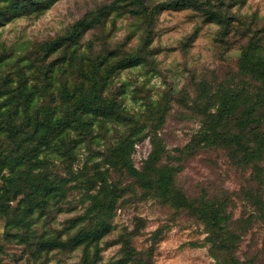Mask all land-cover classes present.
I'll return each mask as SVG.
<instances>
[{"label": "trees", "instance_id": "1", "mask_svg": "<svg viewBox=\"0 0 264 264\" xmlns=\"http://www.w3.org/2000/svg\"><path fill=\"white\" fill-rule=\"evenodd\" d=\"M2 1L0 21L13 12L39 11L55 0ZM168 2L174 7L193 6L205 18L217 20L222 25L219 38L224 40L230 29V17L225 9L213 8L202 0ZM111 9L142 17L147 24L154 11L147 0H109L75 21L59 37L39 43L28 57L30 65L21 64L20 59H8V52L0 47V215L8 217L10 227L18 228L16 231L9 228L6 234L16 238L27 250L28 257L17 264H42L52 249L77 247L82 250L78 264H98L101 242L110 232L119 204L124 206L146 196L173 204L201 220L208 232V250L215 264H243L237 250L248 223L254 220L264 226V201L260 197L264 170L258 165L264 157V24L256 25L255 19L243 20L248 34L239 45L242 72L259 82L253 96H247L242 102V87L225 90V86L219 85L214 91L206 90L204 85L199 87L205 103L216 104L214 111H208L207 132L201 141L204 145L231 149L238 165L252 164L261 183L255 189L241 188L237 192L210 179L198 182V194L191 195L175 179L180 166L162 164V157L156 152H151L140 167L134 165L131 147L136 133L131 130L105 150L102 163H85L76 169L74 148L63 141L60 150L63 149L61 153L69 160V177L55 174L47 157L40 156L45 151L44 146L54 138L63 139L68 126L84 128L92 124L93 118L116 119L129 123L130 128L136 124L116 100L107 97L106 90L118 66L149 61L144 43L150 39L147 34L150 25H146L144 43L132 51L124 49V42L114 47L102 43L98 50L88 53H79L78 49L83 32L102 25ZM72 48L75 51H70ZM58 50L60 54L56 53ZM53 54L56 55L51 58ZM27 68H32L30 73ZM241 102L244 110L237 114L236 106ZM60 106L64 108L62 115L58 114ZM159 119L152 114V121ZM230 122L238 129L232 131ZM78 175L83 176L81 186L86 189L84 197L88 205L82 213L69 217L64 228L37 236L31 229L35 213L51 212L65 198L66 180ZM124 177L129 181L124 183ZM125 194L130 197L122 198ZM239 195L254 206L255 212L233 218L229 208ZM19 196L17 204L12 206L11 201ZM142 220L137 217V225ZM137 230L117 234V240L122 241L123 254L116 264H141L136 256L139 252L129 238Z\"/></svg>", "mask_w": 264, "mask_h": 264}, {"label": "rangeland", "instance_id": "2", "mask_svg": "<svg viewBox=\"0 0 264 264\" xmlns=\"http://www.w3.org/2000/svg\"><path fill=\"white\" fill-rule=\"evenodd\" d=\"M108 1L55 0L39 11L10 13L0 21V47L8 52V59H20L21 64L30 65L28 57L39 43L59 37L75 21ZM202 1L206 5L209 2L213 8L225 9L230 17V29L224 40L219 38L222 25L217 20L205 18L193 6H171L168 0H147L148 6L154 9L148 24L142 17L111 9L102 25L83 32L79 53L98 50L102 43L114 47L121 42H124L125 50L132 51L144 43L146 25H150L147 33L150 39L144 43L149 51V61L118 66L106 90L107 97L116 100L126 115H132L136 124L130 128L129 123L116 119L93 118L92 124L84 128L68 126L63 139L54 138L40 154L47 157L55 174L69 177V160L61 153L63 149L60 150L63 141H68L74 148L73 166L76 169L85 163H102L105 150L131 130L136 133L131 147L134 165L140 167L151 152H156L162 157V164L180 166L175 179L191 195L198 194V182L210 179L237 192L241 188L255 189L261 184L252 164L238 165L231 149L204 145L201 141L207 132L208 111H214L216 104L205 103L199 87L204 85L208 91H214L219 85L225 86V90L242 87V102L257 91L259 82L240 68L239 45L248 34L243 20L255 19L256 25L264 24V0ZM56 53L60 54V51ZM31 70L27 68L28 73ZM242 102L236 106L237 114L244 110ZM62 109L63 106L58 108L59 115H62ZM152 114L160 118L158 122L151 120ZM86 119L89 120V116ZM230 129L238 128L230 122ZM258 165L264 170V157ZM127 179L123 178L124 183L129 181ZM262 179L264 181V172ZM83 180L80 175L66 180L65 198L51 212L35 213L31 229L37 236L64 228L69 217L83 212L89 203L84 197L86 189L81 186ZM260 187V197L264 201V182ZM19 198L12 200L11 205H16ZM229 210L233 218L255 212L254 206L243 195L235 196ZM137 217L143 219L138 225ZM9 228L12 231L18 229L8 225L7 216L0 215V264H17L28 257L25 246L6 234L10 232ZM135 229L138 230L129 238L139 252L136 256L141 259V264L144 261H148L146 264L216 262L209 253L208 232L201 220L173 204L146 196L124 206L119 204L111 220L110 232L101 242L98 264H116L123 254L122 241L117 240V234ZM263 239L264 226L252 220L237 250L243 264H262ZM81 255L80 247L55 248L46 254L42 264H78Z\"/></svg>", "mask_w": 264, "mask_h": 264}]
</instances>
